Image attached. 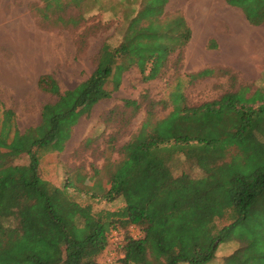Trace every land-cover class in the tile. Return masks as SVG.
I'll return each mask as SVG.
<instances>
[{"label":"trees","instance_id":"trees-1","mask_svg":"<svg viewBox=\"0 0 264 264\" xmlns=\"http://www.w3.org/2000/svg\"><path fill=\"white\" fill-rule=\"evenodd\" d=\"M224 1L250 24L264 23V0ZM81 2L44 0L40 14L55 24L77 25L62 12ZM167 3L139 0L120 41L102 43L93 71L76 86L61 90L53 75H39L38 87L56 99L43 104L37 125L21 131L15 112L0 99V264H99L111 236L122 232L114 264H206L229 241L238 243L228 255L235 264H264L262 86L239 84L216 99L188 105L177 80L162 117L155 107L168 108L166 100L142 95L144 119L121 144V159L107 164L105 182L78 172L56 185L42 173L61 148L62 127L76 122L79 108L111 97L125 72L135 67L142 81L157 79L174 54L172 63L180 66L191 30L179 14L162 20ZM210 47H216L213 40ZM215 76L236 79L223 66L186 74L190 84ZM142 100L124 99V110H111L106 121L129 122ZM91 142L86 138L84 145ZM179 156L200 175L175 174L171 163ZM22 158L27 162L15 163ZM118 197L125 202L95 207L96 201L111 204ZM7 213L15 214L17 225L4 224ZM130 227L139 236L130 235Z\"/></svg>","mask_w":264,"mask_h":264},{"label":"rangeland","instance_id":"rangeland-1","mask_svg":"<svg viewBox=\"0 0 264 264\" xmlns=\"http://www.w3.org/2000/svg\"><path fill=\"white\" fill-rule=\"evenodd\" d=\"M68 1V0H64ZM44 0H0V99L13 109L21 131L37 125L41 120L43 104L55 101L56 97L41 90L37 85L39 75L49 73L58 82L61 90L69 89L85 80L93 71L103 42L117 44L127 26L129 16L138 9L139 0H82L80 6L73 5L62 12L73 16L77 25L55 24L40 14ZM133 11V12H132ZM162 20L176 15L183 17L191 30L182 61L173 64L176 54L170 57L164 73L157 79L144 82L138 70L133 67L123 74L122 82L111 97L95 104H86L77 110L78 119L67 128L62 127L64 136L60 139L51 162L42 166L45 178L54 184L64 182L67 174L78 172L93 181L101 178L105 182L108 163L121 159L119 148L137 130L145 116L147 95L151 101L165 99L168 108L155 107L157 117L166 115L171 107V92L177 80L183 81L182 92L188 105L213 100L224 92L234 90L239 84H253L264 87L260 78L264 68V23L250 24L238 8L229 6L224 0H168ZM213 40L216 47H210ZM237 43L238 53L229 54L237 68L236 79L228 76L208 77L190 84L186 74L204 67L216 65L229 44ZM224 67V66H223ZM142 100V109L129 122L112 118L110 111L121 113L124 99ZM118 130L117 141L109 145V137ZM67 133V137L65 138ZM91 138L88 146L84 140ZM25 158L15 163H26ZM175 174L187 171L199 176L200 170L175 157L171 163ZM77 199H86L75 194ZM122 197L111 204L96 201L95 207H113L122 204ZM15 214L3 220L6 225H17ZM129 234L139 236L137 228L130 227ZM125 232L112 235L109 246L99 258V264L107 259L116 261L119 246ZM238 247L235 241L220 245L214 259L206 264H235L228 258ZM232 259V260H231ZM190 264V263H183Z\"/></svg>","mask_w":264,"mask_h":264},{"label":"crops","instance_id":"crops-1","mask_svg":"<svg viewBox=\"0 0 264 264\" xmlns=\"http://www.w3.org/2000/svg\"><path fill=\"white\" fill-rule=\"evenodd\" d=\"M237 45L238 44L236 42L233 43V44L230 43L228 50H231V51L225 50V52L222 54V56H220L219 63L216 64V65H220V66H224V67H230V68H232V69H234L236 71L237 68L231 62L234 59H229V54L233 53V57H234L235 56L234 54L238 53ZM263 70H264V68L260 72H262Z\"/></svg>","mask_w":264,"mask_h":264},{"label":"built area","instance_id":"built-area-1","mask_svg":"<svg viewBox=\"0 0 264 264\" xmlns=\"http://www.w3.org/2000/svg\"><path fill=\"white\" fill-rule=\"evenodd\" d=\"M114 234L116 233V232H113ZM106 264H114V261L113 260H111V259H107V262H106Z\"/></svg>","mask_w":264,"mask_h":264}]
</instances>
